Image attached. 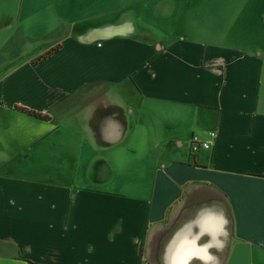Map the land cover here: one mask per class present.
I'll return each instance as SVG.
<instances>
[{
	"label": "crops",
	"instance_id": "crops-1",
	"mask_svg": "<svg viewBox=\"0 0 264 264\" xmlns=\"http://www.w3.org/2000/svg\"><path fill=\"white\" fill-rule=\"evenodd\" d=\"M186 9L0 75V264H264V0Z\"/></svg>",
	"mask_w": 264,
	"mask_h": 264
},
{
	"label": "rangeland",
	"instance_id": "rangeland-1",
	"mask_svg": "<svg viewBox=\"0 0 264 264\" xmlns=\"http://www.w3.org/2000/svg\"><path fill=\"white\" fill-rule=\"evenodd\" d=\"M164 1L177 4L172 14H169L171 7L161 6ZM194 1L0 0V66H5L0 75L50 48L62 36L63 28L98 23L102 20L99 16L108 10L125 12L127 16L137 18V22H145L148 27L151 23L156 35H161L162 20L166 17H189L186 6L193 5Z\"/></svg>",
	"mask_w": 264,
	"mask_h": 264
},
{
	"label": "built area",
	"instance_id": "built-area-1",
	"mask_svg": "<svg viewBox=\"0 0 264 264\" xmlns=\"http://www.w3.org/2000/svg\"><path fill=\"white\" fill-rule=\"evenodd\" d=\"M213 135V134H211ZM209 147L208 142H199L196 137H192L190 141V150L192 153L196 152L200 148L207 149Z\"/></svg>",
	"mask_w": 264,
	"mask_h": 264
},
{
	"label": "trees",
	"instance_id": "trees-1",
	"mask_svg": "<svg viewBox=\"0 0 264 264\" xmlns=\"http://www.w3.org/2000/svg\"><path fill=\"white\" fill-rule=\"evenodd\" d=\"M22 111L25 112V113H27L28 115H31V116L40 117V118H45V117H42V116H40V115H37L36 113L31 112V111H24V110H22Z\"/></svg>",
	"mask_w": 264,
	"mask_h": 264
},
{
	"label": "snow or ice",
	"instance_id": "snow-or-ice-1",
	"mask_svg": "<svg viewBox=\"0 0 264 264\" xmlns=\"http://www.w3.org/2000/svg\"><path fill=\"white\" fill-rule=\"evenodd\" d=\"M187 258H188V259H191V258H192V256H191V255H189ZM200 259H203V257H200Z\"/></svg>",
	"mask_w": 264,
	"mask_h": 264
}]
</instances>
